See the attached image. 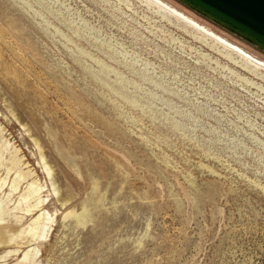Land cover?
<instances>
[{"label":"rangeland","instance_id":"rangeland-1","mask_svg":"<svg viewBox=\"0 0 264 264\" xmlns=\"http://www.w3.org/2000/svg\"><path fill=\"white\" fill-rule=\"evenodd\" d=\"M159 1L244 51L153 0H0V264H264V47Z\"/></svg>","mask_w":264,"mask_h":264},{"label":"water","instance_id":"water-1","mask_svg":"<svg viewBox=\"0 0 264 264\" xmlns=\"http://www.w3.org/2000/svg\"><path fill=\"white\" fill-rule=\"evenodd\" d=\"M264 47V0H182Z\"/></svg>","mask_w":264,"mask_h":264},{"label":"bare ground","instance_id":"bare-ground-1","mask_svg":"<svg viewBox=\"0 0 264 264\" xmlns=\"http://www.w3.org/2000/svg\"><path fill=\"white\" fill-rule=\"evenodd\" d=\"M154 2H156L157 4H159V5H161L162 7H164V8H166L167 10H169V11H172L174 14H176V15H178V16H181L182 18H184V19H186V20H188L191 24H193L198 30H200V31H202L204 34H206V35H208L209 37H211V38H213V39H215L217 42H219V43H221L222 45H224V46H227V47H231V46H229V44H231V45H233V46H235L236 48H240V50H243L241 47H239V46H236V44L234 45L233 43H231V42H229L228 40H226L225 38H223V37H221L220 35H217L216 33H214V32H212L211 30V32L209 31V29L208 28H206L205 26H203V25H201V26H203V27H201L200 25H198V24H195L194 22H196V21H194L193 19H191V20H193V21H191V20H189V19H187V18H185L182 14H181V12L179 13V12H177L176 10H174L173 8H171L170 6H168V5H165L163 2H161V1H159V0H153ZM186 16V15H185ZM186 17H188V16H186ZM189 18V17H188ZM197 23V22H196ZM206 29H205V28ZM224 27V26H223ZM208 29V30H207ZM228 29V28H227ZM235 33V32H234ZM218 36V37H217ZM222 38V39H221ZM227 41V42H225V41ZM263 49V48H262ZM233 50H235V51H238L237 49H235V48H233ZM244 51V50H243ZM239 52V51H238ZM246 52V51H245ZM250 54V53H249ZM252 55V54H251ZM248 56H246V58H247ZM249 58V57H248ZM262 61V60H261ZM264 62V61H263ZM32 187V186H31ZM12 189V188H11ZM14 189V188H13ZM27 199V198H26ZM41 200V199H40ZM43 202V201H42ZM41 202V203H42ZM38 203H40V202H37V204L34 206V205H32L33 207L31 208V209H33V210H36L37 212H40L39 213V215H38V217L37 218H35L33 221H32V223H30L29 224V226L27 227V229L25 228V229H22L21 230V232H20V234L21 235H23L24 234V238L26 239V242L29 244V246H33V244H35V242L36 241H38V240H40L42 237H43V235H42V233H43V231L42 230H45V228H43V223H42V218H44V213L45 212H43V211H41L40 209H37V205H38ZM29 207V206H28ZM27 210L28 209H26L25 211V213H27ZM28 212H30V211H28ZM39 219H41L40 220V222L41 223H38L39 222ZM43 221H45L44 219H43ZM41 231H42V233H41ZM19 234V233H18ZM10 240H12V239H9V240H6V238H5V235H4V233H3V231H2V227H0V243H8ZM28 246V247H29ZM30 248V247H29ZM29 250V249H28ZM26 251L25 253H24V255H23V257H22V260L23 261H26L25 259L26 258H28L27 256H28V254H29V251H34L35 249H31V250H29V251ZM33 253V252H32ZM31 254V253H30ZM29 254V255H30ZM29 259V258H28ZM22 263V262H21ZM24 264V263H23Z\"/></svg>","mask_w":264,"mask_h":264}]
</instances>
